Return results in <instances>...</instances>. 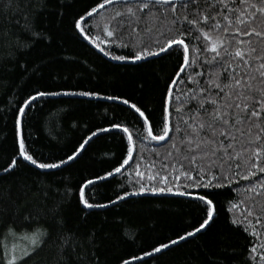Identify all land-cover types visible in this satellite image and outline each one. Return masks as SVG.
<instances>
[{"label":"trees","instance_id":"1","mask_svg":"<svg viewBox=\"0 0 264 264\" xmlns=\"http://www.w3.org/2000/svg\"><path fill=\"white\" fill-rule=\"evenodd\" d=\"M90 4L93 0H12L11 4L4 0L0 4V27H11L22 42L29 44L15 51L7 43H0V264H7L9 256L5 252L10 255L11 244L18 241L32 252L28 240L22 238H31L37 229L51 233L52 238L17 264H123L125 259L131 264H256L250 258L256 241L250 231L244 230L247 223H231L237 210L229 209L247 200L251 193L244 192V186L253 180H264V174L213 189L209 198L215 206L214 223L206 234L202 230L187 241L145 256L160 242L170 243L194 231L206 215L204 206L195 199L204 194V189L190 185V195L175 194L185 190L177 186L186 183L182 177L177 185H167L170 192L147 190L163 185L147 180L150 173L145 165L155 162L152 172L160 169L166 162L168 139L178 141L179 136L170 131L165 141L143 137L149 125L153 126V135L159 130L156 125L161 119L166 88L171 85L175 95L192 85L180 70L185 65L176 55L161 53L160 57L135 63L112 60V55L128 56L132 49L118 47L112 42L114 37L99 45L94 42L98 35L101 39L106 35L100 32V28L108 26L103 11L82 24L90 31L81 34L74 27L78 14ZM42 5H46L45 11L34 17L36 30L42 35L30 37L22 33L15 21L23 23L22 14L33 19L31 13ZM107 7L109 13L116 10L111 5ZM55 12L63 15H54ZM184 43L189 44V39L185 38ZM151 46L158 50L155 44ZM101 47L109 55L101 52ZM188 58L195 59L191 44ZM199 70L187 69L191 73ZM38 91L93 95L62 94L31 100ZM124 99L129 100V105L122 103ZM132 103L145 113L148 123L130 107ZM173 107L175 104L169 102L170 113ZM176 119L172 113L170 122ZM21 123L26 150L38 163H59L68 155L75 159L51 170L24 161L18 155ZM126 146L133 148V159L117 173L115 169L127 158ZM13 159L17 166L10 173L3 172ZM137 163L145 174L146 188L141 195H127L140 190L136 183ZM108 172L113 175L108 176ZM101 176L105 179H99ZM87 180L94 183L84 189L85 198L107 207L89 210L78 203L79 188ZM256 200L257 209L264 206V195ZM84 212L90 214L84 216ZM36 213L39 223L27 226L23 218ZM53 213L64 222L60 235L74 234L75 251L70 247L61 253L59 238L50 226ZM252 223L264 242V219L260 225L255 219ZM9 226L15 236L8 233ZM16 254H21L20 249ZM137 256L142 259H135Z\"/></svg>","mask_w":264,"mask_h":264},{"label":"snow or ice","instance_id":"2","mask_svg":"<svg viewBox=\"0 0 264 264\" xmlns=\"http://www.w3.org/2000/svg\"><path fill=\"white\" fill-rule=\"evenodd\" d=\"M2 3L4 0H0V4ZM8 3L11 4L12 0H8ZM108 5L116 10L109 13ZM45 8L46 5H42L32 12L33 19L22 14L24 22L15 21L22 33L30 37L42 35L36 30L34 17L45 11ZM102 11L108 26L100 28V32L106 35L102 39L98 35L93 38L94 42L99 45L114 37L112 42L118 47L132 49L128 56L112 55V60L135 63L160 57L161 53L176 55L181 64L185 65L180 70L192 85L175 95L171 92V85L166 88L161 119L156 125L159 130L153 135V126L149 125L147 136L143 137L145 140L165 141L170 131L173 136H179L178 141L168 139L170 147L164 158L166 162L161 163L160 169L152 172L155 162L145 165L150 173L147 180L163 185L147 190L154 193L170 192L172 189L167 185L170 182L177 185L182 177L186 183L177 186L185 190L175 194L190 195L187 192L190 185L204 189V194L196 196L195 199L204 206L206 215L194 231H189L170 243L160 242L159 246H154L153 252H145V256H152L180 241H187L188 237H195L196 233H201L202 230H205L206 234L207 228L214 223L215 206L209 198L214 194L213 189L238 184L240 180H250L257 174H264V0H93V4L78 14L75 29L81 34L90 31L82 24L94 15L100 16ZM53 14L63 15L59 12ZM185 38L189 39V44L193 47V60L188 58L189 44L184 43ZM85 39H89V36L85 35ZM0 43H7L9 48L15 51L29 47L11 27H0ZM151 44H155L158 50H153ZM100 51L109 55L103 47ZM188 68L200 70L191 73L187 71ZM62 94L93 95L90 92L38 91L31 100ZM169 102L175 104L171 113L168 109ZM122 103L129 105V100L124 99ZM27 106L25 104V107ZM130 107L143 118L144 123H148V117L135 103L130 104ZM172 113L177 117L175 122H170ZM19 115L22 121L23 108L19 110ZM124 131L128 130L125 128ZM128 141L131 144L130 134ZM132 153L133 148L126 146L127 158L115 169L117 173L133 159ZM18 155L37 168L46 170L60 168L75 159L74 155H68L67 159H61L59 163H38L26 150L22 123ZM16 166L17 161L13 159L11 165L4 168L3 172L10 173ZM135 174L139 178L136 183L140 184V190L127 195H141L146 188L143 183L145 174L140 171L139 163ZM107 175L112 176L113 173L108 172ZM99 179L105 177L101 176ZM93 183V180H87L79 188L78 203L89 210L107 207L106 204L92 203L85 198L84 189ZM243 191L251 193V196L239 204H233L229 209L230 212L237 210L236 218H233L231 223H247L248 227L244 230L250 231L256 241V246L250 249V258L256 264H264V242L260 240V233L252 223L255 219L256 224L260 225L264 219V206L259 209L256 206V198L264 195V180H253L244 186ZM119 199L123 200L125 197L120 196ZM2 212L3 210H0V213ZM89 214L84 212V216ZM38 215L39 213L25 216L23 219L27 226L39 223ZM50 226L59 238L61 253L70 247L75 251L74 234L60 235L65 226L56 213H53ZM8 233L15 236L11 226ZM92 235L95 236V233ZM50 238L51 233L39 229L32 233L31 238L23 237L22 239L28 240L32 252L22 249L18 256L13 246L10 255L8 251L5 252V255L9 256L7 264H17L24 256H31ZM135 259L142 258L137 256ZM123 264L131 262L125 259Z\"/></svg>","mask_w":264,"mask_h":264},{"label":"rangeland","instance_id":"3","mask_svg":"<svg viewBox=\"0 0 264 264\" xmlns=\"http://www.w3.org/2000/svg\"><path fill=\"white\" fill-rule=\"evenodd\" d=\"M14 244H15V243H14ZM14 244H11V247H10L11 249L13 248V246H15L16 251L19 250V249H20V251H21L22 249H26V248L20 246V244H21L20 241L16 242L15 245H14ZM18 247H20V248H18ZM26 250H27V249H26Z\"/></svg>","mask_w":264,"mask_h":264}]
</instances>
